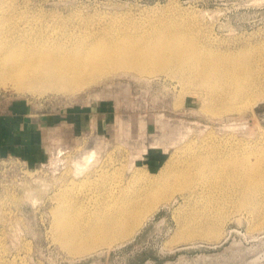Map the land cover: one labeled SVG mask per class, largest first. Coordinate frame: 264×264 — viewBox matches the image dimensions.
I'll use <instances>...</instances> for the list:
<instances>
[{"label":"rangeland","instance_id":"rangeland-1","mask_svg":"<svg viewBox=\"0 0 264 264\" xmlns=\"http://www.w3.org/2000/svg\"><path fill=\"white\" fill-rule=\"evenodd\" d=\"M7 13L33 37L66 45L122 27L153 28L152 37L206 33L264 81V0H0V17ZM157 64L152 60L144 72L121 67L75 92L0 88V113L17 103L41 124L38 151L0 155V264H264V224L256 225V213L239 206L232 190L199 194L190 207L179 196L130 241L86 253L71 252L52 227L57 197L67 207L65 194L77 192L91 208L100 205L107 182L93 175L78 181L98 163L113 172L110 188L133 191L165 185L174 165L191 156L264 150V98L229 111L219 99L228 84L217 92L181 79L185 71L174 62L151 75ZM90 162L93 168L84 170ZM166 162L169 170L160 173ZM191 207L217 217L220 233L177 236Z\"/></svg>","mask_w":264,"mask_h":264},{"label":"bare ground","instance_id":"bare-ground-1","mask_svg":"<svg viewBox=\"0 0 264 264\" xmlns=\"http://www.w3.org/2000/svg\"><path fill=\"white\" fill-rule=\"evenodd\" d=\"M21 25L20 19L11 13L0 17V88L3 89L75 92L121 67L144 72L152 60H158L156 67L149 71L151 75L158 74L166 64L174 62L185 71L181 79L212 85L217 92H221L222 85L228 84L230 89L224 91L225 95L216 97L229 102L226 110L237 108L234 103L251 107L264 98V81L256 71L247 62H240V55L222 47L206 33L195 37L187 32H174L164 37L156 32L152 37L156 31L153 28L126 30L122 27L110 33L93 34L89 39H75L66 45L54 39L33 37V32ZM231 151L212 160L202 154L191 156L178 166L174 165L165 185L148 186L146 189L142 186L133 191L121 187L115 192L110 188L109 185L115 183L114 180L108 183L113 172L102 164L99 166L97 160L95 163L99 168L84 174L78 181H88L93 175L107 182V193L98 200L100 205L91 208L84 196L77 192L65 194L67 207L57 197L52 227L62 234V243L71 252L86 253L99 245L120 246L134 237L154 211L171 205L177 197L180 196L190 207L198 200L199 194L215 190H232L239 200L238 205L252 208L256 213V225H263L264 150L228 154ZM86 165L82 166L84 170L93 168L91 162ZM170 166L166 162L160 173L169 170ZM81 172L84 171L80 169V174H83ZM78 181L71 182L75 184ZM175 190L179 193H171ZM220 228L221 221L217 217H201L191 207L177 236L201 234L207 238L214 237L220 233Z\"/></svg>","mask_w":264,"mask_h":264},{"label":"crops","instance_id":"crops-1","mask_svg":"<svg viewBox=\"0 0 264 264\" xmlns=\"http://www.w3.org/2000/svg\"><path fill=\"white\" fill-rule=\"evenodd\" d=\"M21 110L16 103L8 112L0 113V155L9 149L24 153L40 148L38 118H27Z\"/></svg>","mask_w":264,"mask_h":264}]
</instances>
